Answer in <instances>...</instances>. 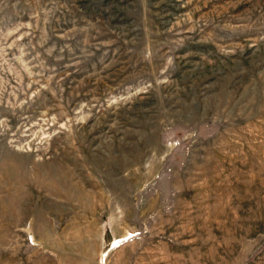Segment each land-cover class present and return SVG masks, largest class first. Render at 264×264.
Returning <instances> with one entry per match:
<instances>
[{
    "label": "rangeland",
    "instance_id": "obj_1",
    "mask_svg": "<svg viewBox=\"0 0 264 264\" xmlns=\"http://www.w3.org/2000/svg\"><path fill=\"white\" fill-rule=\"evenodd\" d=\"M0 264H264V0H0Z\"/></svg>",
    "mask_w": 264,
    "mask_h": 264
}]
</instances>
